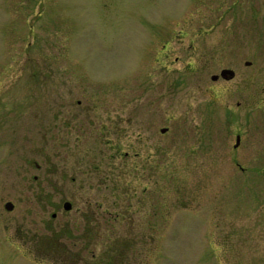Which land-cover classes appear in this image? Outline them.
<instances>
[{"label": "rangeland", "instance_id": "obj_1", "mask_svg": "<svg viewBox=\"0 0 264 264\" xmlns=\"http://www.w3.org/2000/svg\"><path fill=\"white\" fill-rule=\"evenodd\" d=\"M223 67L256 72L252 110L236 106L237 77L211 80ZM8 86L4 103L22 115L0 132L12 149L0 158V264H54L41 217L73 255L82 243L69 237L86 226L81 258L121 248L116 264H264V0H0ZM81 132L98 141L91 170L70 155ZM27 148L37 180L25 182ZM79 182L94 184L97 218H78Z\"/></svg>", "mask_w": 264, "mask_h": 264}, {"label": "flooded vegetation", "instance_id": "obj_2", "mask_svg": "<svg viewBox=\"0 0 264 264\" xmlns=\"http://www.w3.org/2000/svg\"><path fill=\"white\" fill-rule=\"evenodd\" d=\"M201 50V51H200ZM200 50L196 49L195 53L198 55V57L200 58V55L203 54L202 52V49L200 48ZM198 59V58H197ZM199 60V59H198ZM200 63H202L200 61ZM244 65H250L251 64V61L250 60H244L243 61ZM224 68H227V69H231L229 67H223L220 69L219 73L218 74H212L211 75V80H213L214 82H220V83H225L227 81H231L233 80L235 77H237L238 79H234L235 81V86H236V90L235 92L237 93L238 95V99L236 101V106L239 108L241 105H244V109L247 110V111H250L252 110L255 102H256V85H255V78H256V72L254 71H240V72H237L235 74V72L233 71V75L232 77H224L220 74L221 70L224 69ZM200 74V73H199ZM198 74V75H199ZM239 74V75H238ZM202 76V74H200ZM198 76V78H201V76ZM216 76L215 78H213L212 76ZM204 78V77H203ZM2 87L0 88V132H3L4 131V125L5 124H8L9 126L11 125L12 121H15L17 116H21L22 115V106H19L18 104H15V103H4L5 102V97L7 98H11L13 99V92L10 90L9 86L7 88H4L2 89ZM264 91V90H263ZM9 96H8V95ZM5 96V97H4ZM79 103V102H78ZM25 112H29L27 113V116H29L31 114V105L29 106V104H26L25 106ZM241 110V109H240ZM138 113L144 117V109L143 108H140ZM77 115H78V118H79V115H80V112H77ZM77 115L75 114V112L72 113V117H73V120H77ZM45 115L43 114L42 117H44ZM159 115L157 113H154L153 117H150L148 118L147 120L149 122H157L159 123ZM146 120V121H147ZM64 121V120H63ZM176 121L175 117L174 116H169L168 117V122L167 124H165V126H163V129H165L163 132L161 131L162 127L159 128L160 132L161 133H166L169 129L167 127H170V125H172L174 122ZM237 136H239V141H240V134L238 133ZM2 138V139H1ZM44 138H47V136L43 137ZM10 143V137H7L5 134H3V136L1 137L0 135V144L2 142H7ZM97 142L95 140V135H92V134H85L82 135V132L79 133V135L77 134L76 135V138L74 140V144L72 145V149L70 151V155H76L77 156V162H79V164L82 166V164L85 162L87 163L85 166H83L82 168L87 170V169H90L91 170V167H92V164L94 163L95 161V157H94V154H96V146H97ZM100 142V141H99ZM63 143H65V141L62 139L60 141V144L62 145ZM10 145L11 144H8V148H3L1 149L0 147V158H5V155L6 153L8 152V154H11V148H10ZM65 146V145H63ZM70 149V147H69ZM30 151V148H27L26 149V152L24 154V159H25V167H24V170H23V179L24 181L26 182V180L28 179V177H32L34 180H37V177L36 176H33L30 174V166H31V162H30V159L28 158L27 156V153ZM62 152H65L64 150ZM68 155V156H70ZM92 157L94 159H92V161L89 160V158ZM87 161V162H86ZM35 166L36 168H39V165L35 163ZM157 163L154 161L153 164H150V163H147L146 164V167L148 169H151V171L155 172V170L157 169ZM28 184H32V185H35L37 188L40 184H38L37 182H29ZM42 186V185H41ZM118 186H116L113 190L114 191H117L119 190V188H117ZM31 189H33V187H31ZM95 188H94V184L89 182L87 184V190L88 192L87 193H82L81 191L84 190V185H82L81 182L78 183V188L77 190L79 191L78 194H74V198L76 199L77 203L75 206L77 212H78V218H97L98 216L91 212V200L93 198V194L91 193V191H93ZM37 189H35L36 191ZM119 194H116L114 195V197L118 196ZM6 202H11L9 200L5 201L4 202V205ZM67 203L68 205V208L66 209L65 208V204ZM12 204V209L14 208V204L11 202ZM47 205H50V204H47ZM52 206V205H51ZM63 209L65 212H68L70 211V209L73 207V204L69 201V200H64L62 203L59 202V206L58 208ZM11 209V210H12ZM10 210V211H11ZM57 215H56V212H52L51 213V218H56ZM13 223L16 222V218H13ZM35 221H37V218L33 219V223L35 224ZM38 221H39V224H40V227H41V235H40V238L37 239V242L43 246H46L45 247V250L44 252H47V255L48 257L47 258H50L51 255H53L52 250L53 248L55 249H58L59 248H64L60 245L63 244V242H60V236H58L57 233H54V234H50V240H49V237H48V232L50 231V227H49V218H44V217H41V218H38ZM86 226L83 227L84 231L81 233V235L79 236H70L69 238H71V240H74V243H76L77 241L82 243V247H81V251H85L87 249V244H86V241L88 242H91L94 241V237H91V235H86V232L87 230H85ZM29 232H30V235H29ZM7 233V232H5ZM8 234V233H7ZM13 234H18V230H16V228H14V230L11 232V234H8V235H13ZM26 234H28L29 236L27 237L26 236V239H25V243L26 245H28L29 243L32 242V229L31 227H29V230L26 231ZM88 236V238L86 239V237ZM52 241H57V244L56 245H53V244H50V242ZM28 247L30 248V251H31V247L28 245ZM51 253V254H50ZM96 255L94 252L91 253V255L89 256V261H90V264H91V259H93L92 256ZM83 258H86L87 257H79L78 259V263L76 264H88L87 261H83ZM85 259V260H86ZM82 260V261H81ZM93 262V261H92Z\"/></svg>", "mask_w": 264, "mask_h": 264}, {"label": "trees", "instance_id": "obj_3", "mask_svg": "<svg viewBox=\"0 0 264 264\" xmlns=\"http://www.w3.org/2000/svg\"><path fill=\"white\" fill-rule=\"evenodd\" d=\"M71 241V244H74V240H69ZM71 254H69V253ZM115 252L121 253V248H108L104 252H100L91 259V264H116L118 259L115 258ZM53 255H51L50 259L53 260L54 264H76L78 263V259L80 256V250L75 252V255H73V252L69 250L67 246H65L63 249L59 248L55 249L53 248L52 252ZM82 259V258H81ZM84 259V258H83ZM77 261V262H76ZM82 261V260H81ZM87 263L90 264L89 258L86 259Z\"/></svg>", "mask_w": 264, "mask_h": 264}, {"label": "water", "instance_id": "obj_4", "mask_svg": "<svg viewBox=\"0 0 264 264\" xmlns=\"http://www.w3.org/2000/svg\"><path fill=\"white\" fill-rule=\"evenodd\" d=\"M220 74L224 77H232L233 75V71L231 69H227V68H224L221 70ZM213 78H215L216 76H212ZM165 129H161V131L163 132ZM239 143V136H236V144ZM235 144V146H236ZM5 209L6 210H11L12 209V204L11 202H6L5 205H4ZM65 208L67 209L68 208V205L67 203L65 204Z\"/></svg>", "mask_w": 264, "mask_h": 264}]
</instances>
